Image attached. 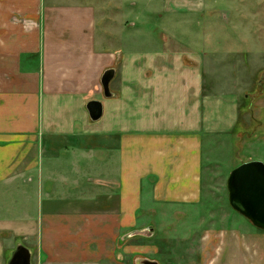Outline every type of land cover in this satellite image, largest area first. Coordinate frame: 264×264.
<instances>
[{
	"label": "crops",
	"instance_id": "obj_1",
	"mask_svg": "<svg viewBox=\"0 0 264 264\" xmlns=\"http://www.w3.org/2000/svg\"><path fill=\"white\" fill-rule=\"evenodd\" d=\"M112 3L0 0V264L19 245L32 264L157 260L182 242L147 217L203 208L216 152L240 140L231 69L177 46L129 51L123 3ZM92 100L104 106L97 122ZM231 222L194 232L187 264H264V231Z\"/></svg>",
	"mask_w": 264,
	"mask_h": 264
},
{
	"label": "rangeland",
	"instance_id": "obj_2",
	"mask_svg": "<svg viewBox=\"0 0 264 264\" xmlns=\"http://www.w3.org/2000/svg\"><path fill=\"white\" fill-rule=\"evenodd\" d=\"M85 1L104 3V0ZM110 1L116 3V0ZM120 2L130 23L124 38L129 51L157 48L161 51L177 46L181 51L206 54L212 66L231 69L240 89L237 130L240 140H228L226 148L216 152L220 162L211 167V181L205 190L208 201L203 208L177 209L167 214L156 212L147 217L154 229H170L173 241L177 238L182 242L178 246L171 245L176 246L173 249L167 246L151 258L160 264H187L192 254L186 252L185 246L190 245L186 241L191 243L193 237L197 241L195 233L200 236L203 230L228 226L235 217L246 219L229 205L227 180L230 173L244 162L264 163V82L260 84L264 75V0H190L192 12L189 7H179L171 0ZM167 8L172 12H166ZM108 9L113 13L119 11L116 6ZM205 152L210 154L208 148ZM207 165L210 166L208 162ZM227 215L231 219L224 221ZM193 255L196 260L197 252Z\"/></svg>",
	"mask_w": 264,
	"mask_h": 264
},
{
	"label": "water",
	"instance_id": "obj_3",
	"mask_svg": "<svg viewBox=\"0 0 264 264\" xmlns=\"http://www.w3.org/2000/svg\"><path fill=\"white\" fill-rule=\"evenodd\" d=\"M115 70L105 71L101 78V85L105 98L113 96L110 84L115 78ZM264 82V75L260 84ZM87 111L91 121H99L104 114L103 103L99 100L89 101ZM228 200L230 207L248 219L256 228L264 231V163L261 161H249L236 167L227 180ZM152 236V232L146 231L135 235ZM134 234L128 236L131 238ZM9 264H32L30 250L24 245H19L9 261ZM136 264H159L149 259H139Z\"/></svg>",
	"mask_w": 264,
	"mask_h": 264
}]
</instances>
